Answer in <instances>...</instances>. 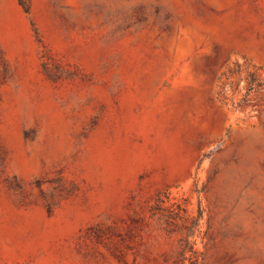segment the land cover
Here are the masks:
<instances>
[{
  "label": "rangeland",
  "instance_id": "1",
  "mask_svg": "<svg viewBox=\"0 0 264 264\" xmlns=\"http://www.w3.org/2000/svg\"><path fill=\"white\" fill-rule=\"evenodd\" d=\"M0 264H264V0H0Z\"/></svg>",
  "mask_w": 264,
  "mask_h": 264
}]
</instances>
